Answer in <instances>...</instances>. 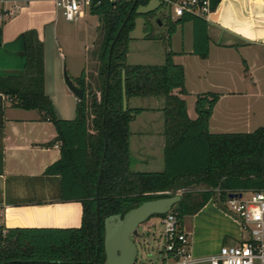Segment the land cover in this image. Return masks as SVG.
<instances>
[{"label":"trees","instance_id":"trees-1","mask_svg":"<svg viewBox=\"0 0 264 264\" xmlns=\"http://www.w3.org/2000/svg\"><path fill=\"white\" fill-rule=\"evenodd\" d=\"M99 1L89 8L98 15L102 32L98 81L93 90L84 72L73 78L84 91L76 101L74 118L59 117L43 90V43L34 29L23 34L24 73L0 76V126L5 101L13 107L36 109L49 120L57 133L60 157L44 173L60 176L63 200L82 205L79 227L8 229L0 238V264H101L105 261L103 220L109 215H122L143 201L183 189L176 210L182 222L211 199L224 203L230 194L264 189V125L250 132L212 133L208 121L219 94H197L196 116L189 118L185 100L173 92L185 94L186 89L183 67L172 59L170 35L178 25L191 22V53L206 57L205 17L185 12L169 21L162 64H128V33L134 27L135 10L150 0ZM219 1L209 0L210 11ZM122 71L126 98H164L160 171L130 169V122L146 109L123 108ZM201 184L206 188L188 189Z\"/></svg>","mask_w":264,"mask_h":264},{"label":"crops","instance_id":"crops-1","mask_svg":"<svg viewBox=\"0 0 264 264\" xmlns=\"http://www.w3.org/2000/svg\"><path fill=\"white\" fill-rule=\"evenodd\" d=\"M54 1L0 0V7L18 6L13 17L0 23V76H20L24 73L23 34L34 29L43 43V90L51 99L56 114L64 119H72L75 117L77 98L65 84L63 72L66 70L72 80L84 72L86 83H95L91 87L95 90L99 51L93 49L88 59L84 52L92 46L84 45L83 52L72 54V58L67 59L62 50L66 46L71 51L75 30L60 20L61 10ZM205 19L209 37L206 57L191 53L192 30L188 41L182 39L175 48L170 38L172 59L183 67L186 89L185 94H180L176 89L173 92L185 100L189 118L196 116L194 103L197 94L208 91L219 94L208 121V130L212 133L250 132L263 126L264 0H220ZM146 37L129 39L126 54L128 64L163 63L165 50L156 56L155 50L135 44L136 40L142 41L140 39ZM136 47L144 55L135 51ZM149 97L154 99V103L153 100L141 102V99ZM159 97H130L127 98V106L145 108L136 116L148 114L151 115L149 122H155L157 119L153 115H163L161 108L164 98ZM192 111L194 117H191ZM136 116L130 122V132L132 134L136 121L138 136L134 151L140 154L133 165L130 162V169L133 170L134 166L136 169L133 171H160L163 168L158 153H155L160 146L159 141L155 143L152 140L154 130H146L143 127L146 122L136 120ZM146 134L150 137L144 138ZM56 135L54 125L43 119L36 109L13 107L5 101L0 126L2 236L8 229L15 228H68L81 225V203L63 200L60 176L44 173L45 168L60 157ZM161 147H164V138ZM223 207L222 202L209 200L199 211L190 215V229L182 219L184 228L189 232L194 255L215 253L220 246L237 243L247 236Z\"/></svg>","mask_w":264,"mask_h":264},{"label":"built area","instance_id":"built-area-1","mask_svg":"<svg viewBox=\"0 0 264 264\" xmlns=\"http://www.w3.org/2000/svg\"><path fill=\"white\" fill-rule=\"evenodd\" d=\"M65 20L73 21L99 0H55ZM200 4V5H199ZM175 17L189 12L200 16L210 11L209 0H161ZM18 6L0 7V23L13 17ZM239 192L224 202L226 212L232 216L242 233L247 236L234 244H224L217 252L196 256L191 251L189 232L179 220L176 210L170 209L161 218L164 246L158 263L148 264H264V189ZM174 194V193H173ZM134 264H145L137 260Z\"/></svg>","mask_w":264,"mask_h":264},{"label":"rangeland","instance_id":"rangeland-1","mask_svg":"<svg viewBox=\"0 0 264 264\" xmlns=\"http://www.w3.org/2000/svg\"><path fill=\"white\" fill-rule=\"evenodd\" d=\"M177 17L174 16L172 12L168 10V8L165 5H161L158 9L155 10L154 14H151L146 19V31L150 33L151 37H146L145 39H140L142 41L136 40L135 44H143L145 48L153 49L156 53H154L156 56H159V52L166 51L168 48L167 42H168V28H169V21L176 20ZM60 20L63 22H67L70 24L71 27H74V36L73 41L70 46V50L68 51L65 48H61L62 51H64L65 55L67 56V59H71L72 54L78 55L80 52H83L84 45H91L92 48L88 49L86 52H84L88 59L89 55L92 54L93 49H96L100 51V45L102 42V32L99 27V17L98 15L91 14L89 12L88 8L83 9L82 15L77 17L74 21H66L64 17L61 15ZM178 29L173 32L170 35V38L174 44V48L181 43L182 39H185L186 42L188 41L190 37V31L192 30L191 22H187L182 25H178ZM169 38V39H170ZM170 41V40H169ZM73 49L75 51H73ZM137 52H141L139 54L144 55L141 50H138L139 48L136 47ZM141 49V48H140ZM132 60V57L129 58V61ZM147 61V60H142ZM150 61V60H148ZM89 87L92 89V85L90 83ZM97 85V84H96ZM96 85L94 87H96ZM162 98V97H159ZM144 100H148L154 103V99L152 97L141 99V102L146 103ZM160 100V99H158ZM151 116V115H150ZM148 114H141L140 116H136L137 119H143L144 121V128L146 130H154L155 134L153 135L152 140L157 143L159 141L160 146H158L155 153L161 161V168L164 167V159H163V148L161 147V142L164 138L163 136V115L160 113L157 116L153 115L155 122H149L151 119ZM191 117H194L193 111L191 112ZM136 124V121L134 122L132 126V134L130 136V146H131V154L129 161L132 163L135 161L136 157L140 154L139 152L134 151L135 148V139L138 136V132H136V128H138ZM143 129V128H142ZM156 130V131H155ZM150 136H146L144 138H148ZM141 138V136H140ZM144 155L147 154L143 152ZM148 155V154H147ZM133 170L136 169L134 166ZM206 188V185H194L188 187L189 190L192 191H198ZM183 189H177L174 193H180L182 195ZM166 194H169L170 192H165ZM173 194V193H170ZM243 195L246 197L248 196V192H244ZM224 207L223 209L227 208V205L223 203ZM183 223L190 229V226L192 225V217L190 215H186L183 217ZM162 229L163 226L161 224V218L159 215H151L145 222H142L137 227V232L139 233V236H131V238L134 240L136 247H137V260L148 264V263H158V261L161 259L160 251L162 250L164 246V242L162 239Z\"/></svg>","mask_w":264,"mask_h":264},{"label":"water","instance_id":"water-1","mask_svg":"<svg viewBox=\"0 0 264 264\" xmlns=\"http://www.w3.org/2000/svg\"><path fill=\"white\" fill-rule=\"evenodd\" d=\"M200 5V4H199ZM161 6V0H150L145 5H139L135 13L134 27L128 33L129 39L143 38L148 34L143 30L145 25L146 14H149ZM64 82L68 89L77 99H81L84 91L80 88L67 74L63 72ZM122 94L123 108L127 106V98L124 83V71H122ZM230 194L229 197H234ZM181 200L180 193L169 194L167 196L158 197L143 201L139 205L130 208L124 214H112L103 220V248L105 261L101 264H134L137 247L131 236H139L137 227L145 222L151 215H162L170 209L177 210ZM98 223V221H97ZM0 238L2 231L0 230Z\"/></svg>","mask_w":264,"mask_h":264},{"label":"flooded vegetation","instance_id":"flooded-vegetation-1","mask_svg":"<svg viewBox=\"0 0 264 264\" xmlns=\"http://www.w3.org/2000/svg\"><path fill=\"white\" fill-rule=\"evenodd\" d=\"M154 12V11H153ZM149 16V14H146L145 16H144V18H145V25H144V28L146 29V19H147V17Z\"/></svg>","mask_w":264,"mask_h":264}]
</instances>
